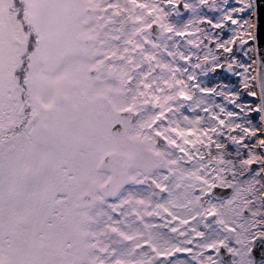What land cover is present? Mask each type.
I'll return each mask as SVG.
<instances>
[{"label":"snow or ice","instance_id":"1","mask_svg":"<svg viewBox=\"0 0 264 264\" xmlns=\"http://www.w3.org/2000/svg\"><path fill=\"white\" fill-rule=\"evenodd\" d=\"M0 264H264V0H0Z\"/></svg>","mask_w":264,"mask_h":264}]
</instances>
